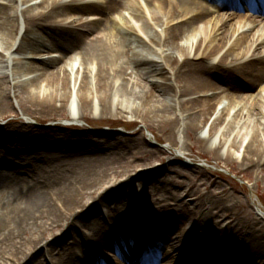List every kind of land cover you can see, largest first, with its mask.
<instances>
[{"label":"bare ground","instance_id":"1","mask_svg":"<svg viewBox=\"0 0 264 264\" xmlns=\"http://www.w3.org/2000/svg\"><path fill=\"white\" fill-rule=\"evenodd\" d=\"M66 1L0 0V121L9 118L6 106L11 95L4 88L8 80L21 111L40 125L57 118L80 123L117 124L122 119L132 125L158 123L170 130V146L182 144L179 155L187 152L184 138L190 130L199 132L212 122L209 138L199 135L195 140L205 147L209 139L219 140L216 159L234 162L231 150L224 154L230 136L220 135V126L245 124L243 137L255 126L243 160L248 167L264 166V14L247 12L232 22L227 15L212 16L206 5L211 0ZM212 1L217 9L233 4L232 0ZM60 17L64 19L56 22ZM21 20L26 30L20 41ZM40 49L49 52L46 60L38 62L41 68L22 67L24 53ZM72 52L80 57L76 79L68 73L74 63ZM192 60L209 66L192 67ZM218 63L223 69H234L233 76L213 69L211 65ZM173 80L185 82L179 92L171 86ZM233 91L238 98L232 97ZM198 104H202L199 117L192 111ZM69 108L71 113L65 115ZM256 120L263 126L261 131ZM68 131L74 135L35 129L17 118L0 129V264H30L40 251L54 264H142L148 250L158 255L161 264H264V240L250 243L240 237L243 230L236 231L239 237L234 239L232 227L215 237L197 225L209 224V215L218 206L209 199L202 204L203 212H192L193 221L188 205L158 206L150 198L149 208L139 206L138 219L125 211L117 217L104 214L100 228V217L82 221L88 199L96 202L102 191L119 185L109 179L125 173L121 170L130 146L141 148L136 154L149 162L163 153L145 150L147 145L150 148L145 139L118 138L112 145L109 139L96 137L78 146L76 131L85 129L71 126ZM106 142L109 150L104 149ZM241 143L237 137L230 148L236 150ZM102 165L114 167L93 169ZM144 184L132 186L137 185L141 194ZM123 205L104 206L107 212L110 208L119 212L127 207ZM173 219L179 220L171 223ZM129 222L136 224V234L128 232ZM117 225L123 229L115 231ZM86 228L91 233L84 234ZM64 229H77L79 239L59 236ZM126 233L125 240L134 243L121 245L119 236ZM155 243L166 249L158 250ZM70 244L76 257L61 260L59 248ZM214 246L212 255L209 249Z\"/></svg>","mask_w":264,"mask_h":264},{"label":"rangeland","instance_id":"2","mask_svg":"<svg viewBox=\"0 0 264 264\" xmlns=\"http://www.w3.org/2000/svg\"><path fill=\"white\" fill-rule=\"evenodd\" d=\"M32 4H39L41 0H31ZM230 9V8H228ZM232 10H228L226 12H221L220 14L214 13V16H219L223 13L230 12ZM238 13V12H237ZM235 14L236 16L238 14ZM213 16V15H212ZM64 19V17H60L56 20L59 23V20ZM231 20V19H230ZM53 21V20H51ZM232 22H238L236 17H232ZM21 24V26H20ZM19 40L21 41L25 35L26 25L23 20L19 22ZM46 38L50 41L52 36H46ZM247 45V43L245 44ZM19 46V43H18ZM19 49L18 47L16 50ZM38 51V50H37ZM6 54V53H5ZM25 58L23 60L24 65L22 67L32 66V67H40L39 61L46 60L49 52L47 49H40L39 52H26ZM54 53H52L53 55ZM1 56V55H0ZM36 58H31V57ZM72 57L80 59L78 54L75 52L72 53ZM24 58V59H25ZM193 63H190L192 67L200 66L201 63H204L206 67L209 65L206 62L200 60H192ZM199 61L197 65L195 63ZM61 63V62H60ZM58 65H61V64ZM82 63V62H81ZM81 65H79L80 68ZM218 72H226V76L232 77L235 72L234 69H220L216 66H213ZM211 67V68H212ZM132 68H135L132 67ZM198 68V67H197ZM200 69V68H199ZM74 75V79L78 76L77 71L75 73L72 72V67L68 68V73ZM32 76V75H31ZM30 76V77H31ZM25 77V75H23ZM81 78V77H80ZM83 78V76H82ZM73 79V97H76L75 80ZM214 79V78H211ZM233 82L240 86L241 83L239 81ZM90 81L94 82L93 77H90ZM173 83V84H172ZM171 86L175 88L177 92L180 91L181 88L184 87L185 82L178 84L175 80L172 81ZM247 84V83H246ZM242 85L245 83L242 82ZM93 86V85H92ZM91 86V87H92ZM149 86V84H148ZM4 88L8 90L11 97L7 100V110L6 114L8 115V119L0 121V129L5 126V124L9 121H13L16 118L21 120L25 124L32 125L35 129L39 130H50L54 131L58 135H74V133H70L71 126H78L79 128L85 129L84 132H77L76 136L78 138V146L80 143H90L93 138L102 137L109 139L111 144L114 145L117 143L115 141L118 138H121L124 142L125 140H147L148 145L145 150L156 151L160 150L163 153V156L160 158L156 157V160L147 161L142 159V154H136L137 152H141V148H133L130 146V156H125L123 160L125 162L124 169L121 172H125L121 178H117L115 175L111 176L109 181L113 182L112 184H119L117 187L109 188L107 191H102L100 193L99 199L96 202L88 199V204L90 205L85 211L82 212L81 220L85 221L86 219H94L97 220L99 217L104 216V214L111 215L113 212L117 210H110L107 212L106 204H117L121 205H136V203L142 204L146 203L148 207L149 199L155 200L158 206L171 205L172 207L178 204H186L188 208L192 212L204 211L202 204L207 200H212L218 203L215 210L211 211L209 215V224H205L204 222H198L200 228L208 229L210 234H214L218 236L220 232L226 230L228 227H232L234 239H236L237 233L236 231H242V239H246L250 243H256L260 239L261 242L264 240V166H250L246 161L243 160L244 157V147L250 141L253 131H257V128L249 131V134L246 137L242 136L245 134L243 131L245 124H240L239 126L227 127L226 125L220 126L219 134H226V136H230V144L238 137V143L242 141L239 148L233 150L230 148V144L227 145V150L225 149V156H227L228 150H231V153L236 157H234V162H226L224 159H216L218 153L215 149H217L219 140L214 142L209 139L206 147L201 146L196 140V136H206L208 137V132L211 126V123L204 126V129H200L199 132L192 133L190 132L184 138L186 143L185 149L187 152H183L182 155H179V148L182 147V144H178L176 148H173L170 145L172 143L167 142L168 136L170 134V130L166 129L165 125H161L158 123L149 122L148 126L143 124L141 121L136 123L135 125L128 124L126 121L122 119V123H100V122H69L63 118H57L55 122H48L46 124H39L36 120L32 118L26 117L25 114L21 111L19 106V100L17 99V95L13 89V86L7 80V84L4 85ZM152 88V87H150ZM237 91H233L232 97H239ZM158 95V94H156ZM196 108L192 111L196 115L199 114V111L202 110V104H198ZM20 109V110H19ZM70 111H66L64 114L67 115L71 113ZM173 113V112H172ZM47 116V115H46ZM254 123V122H252ZM255 124V123H254ZM169 127V126H168ZM260 131L263 129V126L257 125ZM68 129V130H67ZM95 133V134H94ZM183 133H185V128H183ZM110 134L111 136H102ZM242 134V135H241ZM84 135L87 139H81L80 136ZM89 136V137H87ZM194 138V139H192ZM244 138L246 141L244 142ZM106 141V140H104ZM126 144V143H125ZM104 145V149H108L107 142ZM143 146V142H141V147ZM178 148V149H177ZM144 150V151H145ZM134 153V154H132ZM154 153V152H152ZM127 152H125V155ZM156 154V153H154ZM141 158V159H138ZM143 160V161H142ZM257 160V159H256ZM244 162V163H243ZM146 164V165H145ZM114 166L109 165L108 168L106 165L98 166L95 169L98 172L108 170L109 168H113ZM131 180V181H130ZM130 181V182H129ZM129 182V183H127ZM141 182L145 186V192H141L138 189V184L136 186H132L133 183ZM110 187V185H108ZM107 187V188H108ZM147 187V188H146ZM128 194V196H127ZM127 200H123L126 199ZM123 200V201H122ZM136 200V203H135ZM104 206V207H103ZM137 207V205H136ZM136 207L134 208L136 213ZM156 207V206H155ZM262 212V213H261ZM196 215L191 216L190 220L193 221ZM179 219L171 220V223L177 221ZM98 221V220H97ZM203 230V229H200ZM85 233H91V231L84 229ZM59 233V232H58ZM84 233V234H85ZM236 233V234H235ZM67 235L68 238L75 236L79 239V233L77 229H64L63 233H59V236ZM64 236V237H65ZM229 242H232V237L227 236ZM209 246L211 243H207ZM207 246V245H204ZM61 253V260L67 259L70 257H74L75 248L73 245H66L65 247L59 248ZM209 252H215V247L213 249H209ZM245 253V252H244ZM43 252H37L31 258L30 264H38L40 262L46 264H54L49 261V258L45 255L43 257ZM212 254V253H211ZM213 255V254H212ZM34 259V260H32ZM228 259V258H227ZM225 262V261H224ZM251 264H254L253 261H250Z\"/></svg>","mask_w":264,"mask_h":264}]
</instances>
